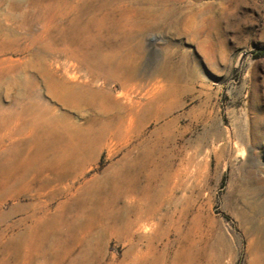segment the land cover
Listing matches in <instances>:
<instances>
[{
    "label": "rangeland",
    "instance_id": "rangeland-1",
    "mask_svg": "<svg viewBox=\"0 0 264 264\" xmlns=\"http://www.w3.org/2000/svg\"><path fill=\"white\" fill-rule=\"evenodd\" d=\"M13 1L19 5L16 10L11 9ZM30 1L0 0V112L20 113L34 97L38 82L43 108L55 110L51 114L42 109L39 118L52 123L56 116L62 126L87 127L92 108L84 101L77 111L65 106L38 72V63L47 60L66 79L68 60L58 50L60 41L55 39L50 55L38 44L23 51L31 34L41 29L40 19L29 24L31 20L21 17ZM99 2L106 7L95 12L85 8L79 16L81 25L89 27L87 33L75 29L70 17L56 18L49 32L55 38L74 32L82 54L98 45L108 50L128 34V62L135 79L127 80L126 89L123 73L107 81L95 79L82 63L73 71L84 86L110 92L122 109L132 106L131 125L123 137L116 135L98 148L60 187L40 190L36 181L18 192L0 190V264H51L55 256L60 264H152L155 254L144 260L127 254L124 230L75 231L57 250L46 251L45 242L33 249L29 239H19L45 214L60 211L63 222L71 221L87 185L100 183L108 197L106 174L117 172L141 151L158 164L152 187L172 191L175 201L172 218L163 222L153 242L157 252L175 240L179 228L182 244L193 248L190 264H264V58L259 55L264 50V0ZM111 28L117 32L114 39L104 35ZM127 89V97L120 95ZM27 113L9 131H0L2 159L13 157L20 139L16 129L30 118ZM138 232L144 235L142 229ZM144 244L139 242L143 249ZM175 249L169 246L164 264Z\"/></svg>",
    "mask_w": 264,
    "mask_h": 264
},
{
    "label": "bare ground",
    "instance_id": "bare-ground-1",
    "mask_svg": "<svg viewBox=\"0 0 264 264\" xmlns=\"http://www.w3.org/2000/svg\"><path fill=\"white\" fill-rule=\"evenodd\" d=\"M30 3V9L21 11V17L28 22L31 20L29 24H32L35 19H40L41 29L36 34H31L29 39L31 46L27 45L23 51H30L32 45L38 44L39 48H43L49 54L54 50L53 42L60 41L61 47L58 50L68 60L64 70L66 79L59 77L51 67L52 65L47 64V60L38 63V72L56 100L74 111L79 110L84 101L92 108L93 117L87 127L78 124L72 127L62 126L57 122L56 116L53 117L52 123L39 118L42 109L51 114L55 110L51 107L43 108L41 102L43 99L37 92L39 85L35 82L34 97L20 113L12 116L10 112H6L7 115L0 112V131L3 132L10 130L20 119L21 114L27 115L29 112L31 115L16 129L20 139L15 145L13 157L8 161L0 156V190L2 191L7 189L18 192V190L29 189L36 181L39 182L40 190H45L50 185L60 187L98 148L104 144H110L116 135L123 137L128 132L134 116L132 106L122 109L124 107L116 102L110 92L105 91L102 86L96 88L84 86L78 81L73 71L78 63H82L88 71L93 73L95 79L116 80L123 73L125 80L122 81V88L126 89L127 80L135 77L133 67L128 62L130 59L127 45L128 34L122 36L121 42L108 50L98 45L92 53L82 54L81 50L76 48L77 38L74 32H63L59 38L53 37L52 32H49L56 18L70 17L73 20L71 25L75 29L87 33L89 27L82 26L79 20L81 11L85 8L93 12L100 11L106 7V3H97V0H31ZM18 8L17 1H13L11 9ZM115 30L111 28L108 32H104V35L114 39L117 33ZM100 34V31L96 32V35ZM36 54L40 53L36 52ZM1 61H6V58ZM30 67L34 68V65ZM130 89L120 95L127 97ZM114 106L118 107L117 111H112L111 107ZM0 107H2L1 103ZM156 171H158L156 159L141 151L133 161L127 162L117 172L111 175L106 174L108 197L100 183L94 187L87 185L78 197L79 212L71 221L63 222L64 217L60 211L51 216L45 214L39 224L30 226L29 230L19 236V239H29L33 249H36V243L45 242L48 244L44 250L46 251L57 250L75 231L88 230L90 233L96 231L98 234L106 231L110 234H121L124 230L127 232L129 241L127 254H130L132 259L144 260L147 254L152 253L155 254L152 264H164L169 246L175 245L176 249L172 253L169 264H190L193 248L182 244L179 228H177L175 240L172 243L167 241L162 244L160 252L153 247L156 236L163 230V222L172 218L174 210L171 211V207H174L175 203L172 191L165 192L166 188L152 187ZM45 172L52 173L53 177L44 175ZM84 213H86L85 216ZM155 220L157 222L154 223ZM116 221L121 223L120 227L117 226ZM61 222L64 224V230L60 228ZM140 229L144 231V235L138 232ZM164 233L165 229L161 234ZM159 240H162V237ZM53 241H56L57 245L51 247ZM141 241L145 242L144 249L139 245ZM90 245L91 243L86 244V254ZM60 263V258L55 256L51 264Z\"/></svg>",
    "mask_w": 264,
    "mask_h": 264
},
{
    "label": "trees",
    "instance_id": "trees-1",
    "mask_svg": "<svg viewBox=\"0 0 264 264\" xmlns=\"http://www.w3.org/2000/svg\"><path fill=\"white\" fill-rule=\"evenodd\" d=\"M259 55L262 56L264 58V50L259 52Z\"/></svg>",
    "mask_w": 264,
    "mask_h": 264
}]
</instances>
